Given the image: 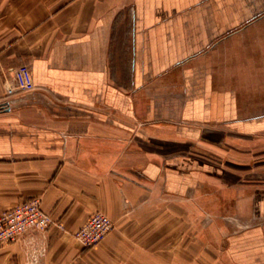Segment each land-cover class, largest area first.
Segmentation results:
<instances>
[{
    "label": "crops",
    "instance_id": "crops-1",
    "mask_svg": "<svg viewBox=\"0 0 264 264\" xmlns=\"http://www.w3.org/2000/svg\"><path fill=\"white\" fill-rule=\"evenodd\" d=\"M260 105L264 0H0V215L40 197L65 226L0 244V264H163L197 190L243 225L204 264H264V173L234 181L242 158L217 150L264 145ZM96 211L114 228L85 247Z\"/></svg>",
    "mask_w": 264,
    "mask_h": 264
},
{
    "label": "rangeland",
    "instance_id": "rangeland-1",
    "mask_svg": "<svg viewBox=\"0 0 264 264\" xmlns=\"http://www.w3.org/2000/svg\"><path fill=\"white\" fill-rule=\"evenodd\" d=\"M260 107L264 108V106L261 105ZM251 140L252 139L249 138H243L242 146L236 148L237 152H235L234 148H230V144H232L231 142L225 144L227 145L226 148H217V150L221 152L227 151L230 152L228 154L232 156L242 158V167L238 166V168H234L235 166L230 163L226 165L228 173L232 175V177H234V181L235 179L249 181L251 176L255 178L258 173L259 175L264 173V163H259L257 160V156H264V145H260L259 149H251ZM257 151L259 153H257ZM205 153L209 155L207 152ZM227 158V160L232 159L229 157ZM216 159L219 160L220 158ZM257 178L258 177H256L255 179ZM260 180L264 181V178H261ZM243 185L245 186V184ZM246 186L250 185L247 184ZM206 192L208 191L197 190L194 199L192 198V200H190V202H192L191 204L193 208V218L190 219L192 222V226H189V232H187L188 228L186 227V222L182 223L180 218L179 231L174 235V242H170V236L169 238H167L169 240H166V242L164 243L163 264H204V255L207 258V262H210L209 255L212 256L216 254V258H218L219 256L224 257L225 252L223 242L227 240V236H229L234 230L242 228L243 225L240 223L239 217L229 215L227 214V212L220 210L221 202L215 198L214 194L216 193L208 194ZM180 201L185 202L184 200ZM156 202L162 204L163 210L167 208V204L169 203L168 200L166 201L160 199H158V201ZM163 224V228H166L167 224L165 221ZM113 228L114 222L112 229ZM148 235L149 234L143 236H147L148 238ZM150 235L153 236V233H151ZM135 236H137V234H122L119 240H131ZM132 251V249H128L125 245H122L121 252L125 255L128 254V252L132 253ZM152 256L154 257V255ZM115 261H117L118 264L129 263L128 260L123 259H116ZM104 263L108 264V261ZM85 264L92 263L85 262Z\"/></svg>",
    "mask_w": 264,
    "mask_h": 264
},
{
    "label": "built area",
    "instance_id": "built-area-1",
    "mask_svg": "<svg viewBox=\"0 0 264 264\" xmlns=\"http://www.w3.org/2000/svg\"><path fill=\"white\" fill-rule=\"evenodd\" d=\"M14 77L17 90L35 89L33 73L28 64L19 65L15 69ZM50 226L65 229L62 221L55 220L43 209L40 197L20 201L0 215V244L16 241L28 232L45 231ZM112 227V219L106 213L96 211L73 232V236L83 246L92 247L106 237ZM34 261H37L36 257Z\"/></svg>",
    "mask_w": 264,
    "mask_h": 264
}]
</instances>
